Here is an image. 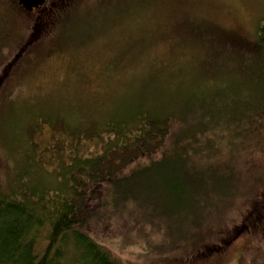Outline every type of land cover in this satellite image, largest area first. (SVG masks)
Segmentation results:
<instances>
[{
	"label": "rangeland",
	"instance_id": "rangeland-1",
	"mask_svg": "<svg viewBox=\"0 0 264 264\" xmlns=\"http://www.w3.org/2000/svg\"><path fill=\"white\" fill-rule=\"evenodd\" d=\"M263 21L264 0H47L34 15L0 0V190L57 170L50 143L68 137L52 119L84 128L223 105L230 122L232 99L235 114L245 98L261 107ZM223 130L190 140L186 163L143 159L125 182L135 196L90 204L89 235L119 264H264V114ZM169 175L184 184L177 211L159 186Z\"/></svg>",
	"mask_w": 264,
	"mask_h": 264
},
{
	"label": "trees",
	"instance_id": "trees-1",
	"mask_svg": "<svg viewBox=\"0 0 264 264\" xmlns=\"http://www.w3.org/2000/svg\"><path fill=\"white\" fill-rule=\"evenodd\" d=\"M256 38L264 49V21L257 26ZM236 102L231 100L239 106L232 112L237 118L230 122L218 108L223 105L185 111L178 119L169 113L130 110L84 128L72 117L68 123L62 117L52 119L49 126L54 132L68 137L65 142H55L56 136L50 143L56 152L49 162H54L57 170L40 175L32 184L24 180L23 173L16 174L11 187L0 190V264H119L86 231L90 204L103 198L102 206L113 210L127 197L123 191L128 197L135 196L125 182L128 173L143 168L138 166L143 159L155 161L151 156L158 155L169 164L181 158L186 163L195 152L186 147L190 140L197 141L195 145L205 143L207 135H216L226 126L256 125L257 117L264 114V101L257 108L245 98L239 114L235 113L242 104ZM172 122L181 124L182 129L176 132ZM32 126L33 131L41 128ZM159 182L161 188H167V196L173 200L170 205L177 211L182 206L184 184L170 175Z\"/></svg>",
	"mask_w": 264,
	"mask_h": 264
},
{
	"label": "water",
	"instance_id": "water-1",
	"mask_svg": "<svg viewBox=\"0 0 264 264\" xmlns=\"http://www.w3.org/2000/svg\"><path fill=\"white\" fill-rule=\"evenodd\" d=\"M26 10L38 7L44 3L45 0H17Z\"/></svg>",
	"mask_w": 264,
	"mask_h": 264
},
{
	"label": "flooded vegetation",
	"instance_id": "flooded-vegetation-1",
	"mask_svg": "<svg viewBox=\"0 0 264 264\" xmlns=\"http://www.w3.org/2000/svg\"><path fill=\"white\" fill-rule=\"evenodd\" d=\"M16 3H17V5H18V7H19L24 13L34 15V14H36V13H41V12L44 11V7H46V5H47V0H45L44 3H43L42 5H40V6H38V7H35V8H32L31 10H26L22 5H20V4L18 3L17 0H16ZM0 81L2 82L3 80L1 79Z\"/></svg>",
	"mask_w": 264,
	"mask_h": 264
}]
</instances>
